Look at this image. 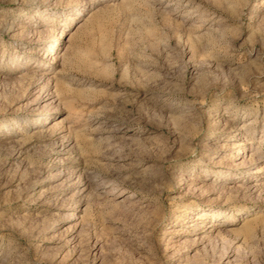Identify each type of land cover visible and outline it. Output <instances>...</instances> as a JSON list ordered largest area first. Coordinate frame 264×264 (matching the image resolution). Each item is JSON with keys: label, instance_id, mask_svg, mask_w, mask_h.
<instances>
[{"label": "rangeland", "instance_id": "374dc122", "mask_svg": "<svg viewBox=\"0 0 264 264\" xmlns=\"http://www.w3.org/2000/svg\"><path fill=\"white\" fill-rule=\"evenodd\" d=\"M0 264H264V0H0Z\"/></svg>", "mask_w": 264, "mask_h": 264}, {"label": "bare ground", "instance_id": "6f19581e", "mask_svg": "<svg viewBox=\"0 0 264 264\" xmlns=\"http://www.w3.org/2000/svg\"><path fill=\"white\" fill-rule=\"evenodd\" d=\"M68 52H70V50L69 51H67V53ZM65 55V54H64ZM67 60V59H66ZM56 79V78H55ZM50 84V81L47 83V85H49ZM45 90V88L43 87L42 89H41V91H44ZM48 90V89H47Z\"/></svg>", "mask_w": 264, "mask_h": 264}]
</instances>
